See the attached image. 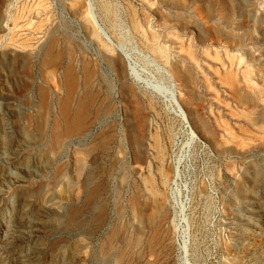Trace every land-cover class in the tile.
<instances>
[{
    "label": "rangeland",
    "instance_id": "obj_1",
    "mask_svg": "<svg viewBox=\"0 0 264 264\" xmlns=\"http://www.w3.org/2000/svg\"><path fill=\"white\" fill-rule=\"evenodd\" d=\"M0 264H264V0H0Z\"/></svg>",
    "mask_w": 264,
    "mask_h": 264
},
{
    "label": "bare ground",
    "instance_id": "obj_2",
    "mask_svg": "<svg viewBox=\"0 0 264 264\" xmlns=\"http://www.w3.org/2000/svg\"><path fill=\"white\" fill-rule=\"evenodd\" d=\"M76 8H77V5H76ZM78 8H79V6H78ZM74 10V9H73ZM79 10V9H78ZM185 119H187V117H186V115H185ZM192 133H194L193 131H192Z\"/></svg>",
    "mask_w": 264,
    "mask_h": 264
},
{
    "label": "water",
    "instance_id": "obj_3",
    "mask_svg": "<svg viewBox=\"0 0 264 264\" xmlns=\"http://www.w3.org/2000/svg\"><path fill=\"white\" fill-rule=\"evenodd\" d=\"M192 132V131H191ZM194 134V133H193Z\"/></svg>",
    "mask_w": 264,
    "mask_h": 264
}]
</instances>
